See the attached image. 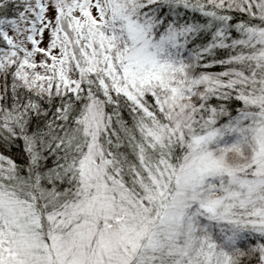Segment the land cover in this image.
<instances>
[{"label":"snow or ice","instance_id":"1","mask_svg":"<svg viewBox=\"0 0 264 264\" xmlns=\"http://www.w3.org/2000/svg\"><path fill=\"white\" fill-rule=\"evenodd\" d=\"M0 264H264V0H0Z\"/></svg>","mask_w":264,"mask_h":264}]
</instances>
